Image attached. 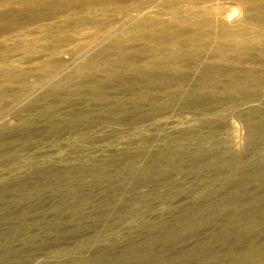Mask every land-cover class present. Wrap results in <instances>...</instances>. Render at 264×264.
<instances>
[{
    "label": "rangeland",
    "instance_id": "rangeland-1",
    "mask_svg": "<svg viewBox=\"0 0 264 264\" xmlns=\"http://www.w3.org/2000/svg\"><path fill=\"white\" fill-rule=\"evenodd\" d=\"M263 14L264 0H0V264L96 248L227 264L249 218L264 251V140L246 115L264 114ZM159 68L165 83L140 82Z\"/></svg>",
    "mask_w": 264,
    "mask_h": 264
},
{
    "label": "bare ground",
    "instance_id": "bare-ground-1",
    "mask_svg": "<svg viewBox=\"0 0 264 264\" xmlns=\"http://www.w3.org/2000/svg\"><path fill=\"white\" fill-rule=\"evenodd\" d=\"M255 13V12H254ZM261 14V13H260ZM259 14V15H260ZM258 15V14H257ZM264 15V14H263ZM255 17V16H254ZM257 17V16H256ZM257 18H259V16L257 17ZM261 18H264V17H261ZM253 19V18H252ZM251 19V20H252ZM250 20V21H251ZM256 21V20H255ZM262 21H264L263 19H262ZM261 21V22H262ZM252 23H254V22H252ZM258 23V22H257ZM163 34V33H162ZM165 34V33H164ZM170 35V34H169ZM159 36V35H158ZM161 36V35H160ZM164 36V35H163ZM185 36H186V34H185ZM185 36H184V38H185ZM175 37H176V35H175ZM183 37V35L181 36V37H178L179 39H181ZM187 37H189V35H187ZM147 38V37H146ZM172 38H174V37H172ZM190 38V37H189ZM152 39H153V36H152ZM158 39H159V37H158ZM165 38H163V40H164ZM146 40V39H145ZM151 40V39H150ZM155 40H157V39H155ZM166 40V39H165ZM164 40V41H165ZM191 40V39H190ZM189 40V41H190ZM148 41V40H147ZM159 41H161V40H159ZM175 41V40H174ZM180 41V40H179ZM178 41V42H179ZM182 41V40H181ZM189 41H186V42H189ZM148 43V42H147ZM150 43V42H149ZM148 43V44H149ZM152 43H154V40L152 41ZM148 44H146L147 45V47H148ZM151 44V43H150ZM158 44V43H157ZM165 44H166V42H165ZM165 44H163V45H165ZM181 44H184V42L183 43H181ZM188 44V43H187ZM156 45V44H155ZM205 45V44H204ZM214 45H216V44H214ZM223 45V44H222ZM248 45V44H247ZM150 46V45H149ZM159 47H161V44H159L158 45ZM157 46V47H158ZM166 46V45H165ZM165 46H163L162 48H166ZM178 47H179V45H177ZM191 46H192V44H191ZM219 46V45H218ZM151 47H153V46H151ZM150 47V48H151ZM154 47H156V46H154ZM154 47H153V49H154ZM189 47V46H188ZM188 47H186V48H188ZM193 47V46H192ZM223 47V46H222ZM242 47V46H241ZM244 47H245V44H244ZM250 47H251V45H250ZM194 48H197V47H194ZM200 48V47H199ZM206 48V47H205ZM217 48V47H216ZM226 48V47H225ZM236 48V47H235ZM107 49V48H106ZM149 49V48H148ZM158 49V48H157ZM215 49V48H214ZM220 49H222L221 47L219 48V50ZM252 49V48H251ZM155 50V49H154ZM153 50V51H154ZM167 50V49H166ZM179 50V49H178ZM182 50V49H181ZM183 50H184V48H183ZM197 50H199V49H197ZM205 50V49H204ZM223 50V49H222ZM247 49H244V50H241L240 51V53L241 54H238V55H242V54H245V53H247V51H246ZM103 51V50H102ZM147 51V50H146ZM145 51V52H146ZM159 51H161V50H159ZM194 51V50H193ZM199 51H201V49L199 50ZM232 51H234V50H231V49H229V48H227V50L225 51V53H230V55L232 54H236L235 52L234 53H231ZM144 52V51H143ZM186 52V51H185ZM198 52V51H197ZM220 52H222V51H219V53ZM103 53H104V51H103ZM123 53H125L124 52V50H123ZM135 53H137V52H135ZM134 53V54H135ZM159 53H161V52H159ZM159 53H157L156 51H155V56L153 57V58H155V60L156 61H158L157 59H156V55L158 54V57L157 58H159V55H161V54H163V53H161V54H159ZM196 52L194 51V54H195ZM212 53V52H211ZM263 53V52H262ZM106 54V53H105ZM108 54V53H107ZM126 54V53H125ZM129 54V53H128ZM130 54H132V53H130ZM129 54V55H130ZM134 54H132V57H133V55ZM141 54V53H140ZM186 54V53H185ZM189 54V53H188ZM201 54V53H200ZM203 54V53H202ZM207 54V53H206ZM209 54V53H208ZM104 55V54H103ZM179 55V54H178ZM246 55H248V54H246ZM100 57H101V55H99ZM123 56H126V55H123ZM141 56V55H140ZM143 56V55H142ZM141 56V57H142ZM151 57L153 56V54H151L150 55ZM181 57L183 56V55H180ZM185 56V55H184ZM186 56H190V55H186ZM185 56V57H186ZM193 56V55H192ZM203 56V55H202ZM205 56V55H204ZM203 56V57H204ZM221 56V55H220ZM100 57H98V59L100 58ZM127 57V56H126ZM130 57H131V55H130ZM135 57V56H134ZM138 57H139V55H138ZM141 57H140V59H141ZM166 57V56H165ZM169 57V56H168ZM177 58H179L178 56H176ZM180 57V58H181ZM97 58V57H96ZM96 58H94V60H97ZM105 58V57H104ZM122 58L123 57H121V60H122ZM137 58V57H136ZM135 58V59H136ZM143 58H146V57H144L143 56ZM142 58V59H143ZM179 58V59H180ZM187 58V57H186ZM212 58V57H211ZM225 58V57H224ZM106 59V58H105ZM134 58H132V59H130V60H128L129 61V63H130V66L132 65V68H133V64H135L134 62L136 61L135 59V61L133 60ZM137 59H139V58H137ZM149 59V58H148ZM152 59V58H151ZM151 59H149V64H150V60ZM163 59V58H162ZM165 59V58H164ZM168 59V58H167ZM191 59H193V58H191ZM213 59H215V58H213ZM93 60V59H92ZM100 60V59H99ZM113 60V59H112ZM146 60V59H145ZM144 60V61H145ZM228 60V59H227ZM119 61V60H118ZM118 61H115L116 63L118 62ZM125 61V60H124ZM147 61H145V62H147ZM156 61H154V62H156ZM163 61V60H162ZM162 61H161V63H162ZM166 60H164V62H165ZM174 61H176L175 59H174ZM196 61L197 62H199V55L196 57ZM205 61V60H204ZM203 61V62H204ZM212 61V60H211ZM217 61V60H216ZM139 62V61H138ZM153 62V63H154ZM213 62V61H212ZM223 62V61H222ZM101 63H103V64H101ZM101 65H103L102 67H104V68H108V69H112V70H116V71H120L121 70V68H119L120 70H118V68H117V66H115V65H113L114 64V62L112 63L111 61H109L108 60V58H107V60H104V61H101ZM122 64H123V62H121ZM136 63H137V61H136ZM140 63V62H139ZM139 63H137V65H139ZM144 63V62H143ZM143 63H141V64H143ZM161 63H158V65L159 64H161ZM165 63H167V62H165ZM207 63H209V62H207ZM219 62H217V64H218ZM99 64V65H100ZM118 64V63H117ZM125 64H127L126 62H124V65ZM168 64V63H167ZM170 64V63H169ZM174 63H172V65H173ZM195 64H197V63H195ZM202 64V63H201ZM213 64V63H212ZM212 64H210V66L212 65ZM223 64V63H222ZM100 65V66H101ZM119 65V64H118ZM136 65V64H135ZM143 65H145V64H143ZM148 65V64H147ZM163 65V64H162ZM199 65V64H198ZM206 66V64L204 63V64H202V67L203 66ZM219 65V64H218ZM89 66V65H88ZM120 66V65H119ZM128 66V65H127ZM130 66H128V69H129V67ZM142 66V65H141ZM149 66V65H148ZM153 66H155V65H153L152 64V66L151 67H147L148 69H149V71H150V68L152 69V67ZM168 66V65H167ZM166 66V67H167ZM170 66H171V64L169 65V68H170ZM193 66V65H192ZM204 66V67H205ZM213 66V65H212ZM215 66H217L216 65V63H215ZM220 66H221V64H220ZM90 67H93V66H90ZM123 67V66H122ZM139 67H140V65H139ZM144 67V66H143ZM145 67H146V65H145ZM156 67V66H155ZM158 67H161V66H158ZM157 67V68H158ZM164 67V66H163ZM175 67V66H174ZM173 67V68H174ZM177 67V66H176ZM199 67V66H198ZM225 67V66H224ZM87 68V67H86ZM85 68V69H86ZM94 68V67H93ZM103 68V69H104ZM141 68V67H140ZM168 68V69H169ZM90 69V68H89ZM127 69V68H126ZM137 69V68H136ZM147 69V70H148ZM164 69H166V68H164ZM163 69V70H164ZM176 69V68H175ZM196 69V68H195ZM107 70V69H106ZM133 70H135V69H133ZM145 70H146V68H145ZM158 70V69H157ZM159 70H161V72H162V69L161 68H159ZM167 70V69H166ZM173 70V69H172ZM213 70V69H212ZM222 70V69H221ZM221 70H218V71H221ZM227 70V69H226ZM132 71V70H131ZM130 71V72H131ZM135 71H137V70H135ZM140 71V70H139ZM138 71V72H139ZM151 71H154V70H151ZM170 71H171V69H170ZM179 71V70H178ZM137 72V73H138ZM165 72V70L162 72V73H160V72H158V73H156V74H150V75H143L142 76V72L140 73L141 75H140V77H141V79H142V81H140L141 83L142 82H146L148 79L149 80H153V82H155L154 80H156V82L157 81H161V82H163V83H165L163 80H167L168 79V77L170 76H167V74H166V72ZM167 72H168V70H167ZM172 72V71H171ZM177 72V71H176ZM198 72H199V74H201L200 73V68H199V70H198ZM209 72H210V69H209V67H208V65H207V67L204 69V74H206L207 75V77L208 76H210L209 75ZM224 72V71H223ZM226 72V71H225ZM131 73H133V71L131 72ZM130 73V74H131ZM144 73V72H143ZM152 73V72H151ZM154 73V72H153ZM170 73V72H169ZM168 73V74H169ZM174 73V72H173ZM179 73H180V71H179ZM117 74V73H116ZM126 74V73H125ZM135 74V73H134ZM133 74V75H134ZM175 74V73H174ZM181 74H182V71H181ZM180 74V75H181ZM184 74H186V72L184 73ZM191 74V73H190ZM212 74H214V73H212ZM171 75H173V74H171ZM176 75V74H175ZM194 75V74H193ZM192 75V76H193ZM206 75H204V77L206 76ZM223 75V74H222ZM118 76V75H117ZM120 76H122V75H120ZM135 76V75H134ZM182 76V75H181ZM185 76V75H184ZM132 77V76H131ZM167 77V78H166ZM173 77H174V75H173ZM172 77V78H173ZM187 77V76H186ZM191 77V76H190ZM200 77V76H199ZM203 77V76H202ZM201 77V78H202ZM117 78V77H116ZM120 78V77H119ZM118 78V79H119ZM129 78V77H128ZM133 78V77H132ZM137 78V77H136ZM139 78V77H138ZM137 78V79H138ZM179 78V77H178ZM177 78V79H178ZM189 78V77H188ZM211 77H209V78H207V79H210ZM216 78V77H215ZM112 79V78H111ZM140 79V78H139ZM176 79V80H177ZM180 79H182V78H180ZM189 79H191V78H189ZM204 79H206V78H204ZM217 79V78H216ZM264 79V78H263ZM114 80V79H113ZM112 80V81H113ZM129 80L131 81V79L129 78ZM129 80L126 78V79H121V80H119L120 81V83H121V81L122 82H124V83H130L129 82ZM135 80V79H134ZM174 80V79H173ZM179 80V79H178ZM185 80H187V79H185ZM200 80V79H199ZM199 80H197V81H199ZM211 80H212V78H211ZM261 80H262V78H261ZM137 81V80H136ZM135 81V82H136ZM139 81V80H138ZM181 81V80H180ZM196 81V82H197ZM201 81V80H200ZM203 81V80H202ZM204 81H206V80H204ZM213 81V80H212ZM152 82V83H153ZM155 82V83H156ZM167 82H170L171 83V81H167ZM174 82V81H173ZM176 82V81H175ZM184 83H185V81H183ZM188 82V81H187ZM195 81H194V83H196ZM253 82V81H252ZM256 82V81H255ZM132 83L133 84H135L133 81H132ZM146 83H150V81H148V82H146ZM159 83V82H158ZM200 83H202V82H200ZM207 83V82H206ZM254 83V82H253ZM126 84V85H127ZM137 84V83H136ZM145 84V83H144ZM157 84V83H156ZM162 84V83H161ZM172 84V83H171ZM197 84H199V82L197 83ZM202 84H204V82L202 83ZM82 85V84H81ZM123 85V84H122ZM125 85V84H124ZM125 85V86H126ZM147 85V84H146ZM145 85V86H146ZM201 85V84H200ZM136 85H134L133 87H135ZM138 86H140V85H138ZM142 86V85H141ZM140 86V87H141ZM144 86V87H145ZM158 86H164V85H158ZM205 86V85H204ZM203 86V87H204ZM128 87V86H127ZM133 87H131V88H133ZM137 87V86H136ZM202 87V88H203ZM79 89H82L83 88V86H82V88H80V87H78ZM141 88H143V86L141 87ZM201 88V87H200ZM99 88H97V90H98ZM144 89V88H143ZM52 90H53V88H52ZM51 90V91H52ZM50 90H47L46 92L48 93V94H50V92H49ZM54 91H56L55 89H54ZM59 91V90H58ZM94 91H96V89L94 90ZM102 91V90H101ZM101 91H100V93H101ZM88 92V91H87ZM92 92H93V90H92ZM45 93V92H44ZM46 93V94H47ZM56 93H58L57 91H56ZM60 93V92H59ZM58 93V94H59ZM83 93H84V91H83ZM89 93V92H88ZM87 93V94H88ZM99 93V92H98ZM46 94H44V96H42V97H45V95ZM47 94V95H48ZM51 94H54V92H52ZM96 94V93H95ZM195 94V93H194ZM56 95V94H55ZM94 95V94H93ZM101 95H103V94H101ZM49 96V95H48ZM47 96V97H48ZM51 96H53V95H51ZM50 96V97H51ZM62 96V95H61ZM97 96V95H96ZM102 97V96H101ZM55 98H57V96H55ZM58 98H59V95H58ZM93 98V97H92ZM97 98V97H96ZM189 99V98H188ZM187 99V100H188ZM191 101V100H190ZM202 101V100H201ZM189 102V101H188ZM198 102H200V101H198ZM185 103V102H184ZM201 103V102H200ZM200 103L198 104V103H196L198 106L200 105ZM204 103V102H203ZM188 104V103H187ZM195 104V105H196ZM203 105V104H202ZM191 106V105H190ZM193 107V106H192ZM31 108V107H30ZM246 115H247V117H249L250 119H253L254 120V122H255V124H254V126H255V129H256V131H262V132H260V135H261V138H262V140H264V114L263 115H260V113L258 112V111H256V110H254V109H249V111H247L246 112ZM72 121H70V123H71ZM70 123H68L69 125H70ZM72 123H74V122H72ZM67 124V125H68ZM77 123H75L74 125H76ZM69 127H72L71 125L69 126ZM59 130V129H58ZM60 131V130H59ZM53 132H55V131H53ZM58 132V131H57ZM57 132H55V133H57ZM253 136V135H252ZM3 138V137H2ZM251 138H253V137H251ZM3 140V139H2ZM1 142V141H0ZM3 144H4V142H3ZM1 146H3L2 144H1ZM76 179V178H75ZM41 192V188H39V187H37L34 191H33V193H34V195L35 194H38V193H40ZM0 193H2V192H0ZM19 207V206H18ZM247 221H245L246 222V226H245V228H242L241 226L239 227V228H237V229H235L234 231H226V233H230V234H233V233H235V231H240V229L242 230V231H246V233H245V236H241L242 238L240 239V241H242V243L245 245L244 246V248L241 250V251H238V252H234L233 254H232V258H231V261L229 262V263H227V264H264V251H262V250H260V248L258 247V245H256L255 243H253V241L250 239L251 238V236L253 235V234H255V233H257V231H258V229H259V225L261 224L259 221H257V218H254V219H252V218H249V219H246ZM230 229V228H229ZM224 230H226V228L224 229ZM222 231V230H221ZM103 236V235H102ZM101 236V237H102ZM224 239V238H223ZM96 242V241H95ZM117 242V241H116ZM82 243V242H81ZM94 243V242H93ZM98 244V243H97ZM96 246V245H95ZM103 246V245H102ZM96 247H98V246H96ZM81 249V248H80ZM97 249V248H96ZM95 249V251L90 255V257H86V256H75V257H73V256H64V257H59L58 256V260H61L62 262H56V264H64V262L65 263H71V264H133V260H132V258H131V251L130 250H125V253H124V257L123 258H121V259H119L118 261L117 260H114V257H111V254H109V252H110V250L107 252L106 251V248H102V249H99L98 248V250H96ZM20 250V249H19ZM79 250V249H78ZM80 251V250H79ZM106 251V252H105ZM165 251V249H162V250H159V251H157L156 253H158V254H153V255H151L152 254V251L151 250H148V251H145V254L144 255H138L139 256V259L141 260V261H143V262H149V263H147V264H173V263H177L178 262V260H176V259H169V258H166L165 256H161L160 254H163V252ZM207 251H209V250H207ZM15 252V251H14ZM82 252V251H81ZM88 252V251H87ZM201 252H203V251H201ZM80 253V252H79ZM199 253V252H198ZM19 254L20 253H18V252H16V253H13L12 255H11V258L13 259V258H17V257H19ZM68 254V253H67ZM83 255V254H82ZM123 256V255H122ZM121 257V256H120ZM63 258H67L66 260H63ZM6 259V258H5ZM8 259H9V257H8ZM116 259V258H115ZM118 259V258H117ZM204 259V258H203ZM1 260V259H0ZM179 260H181V259H179ZM4 261V260H3ZM2 263V262H1ZM136 263V262H135Z\"/></svg>",
    "mask_w": 264,
    "mask_h": 264
}]
</instances>
